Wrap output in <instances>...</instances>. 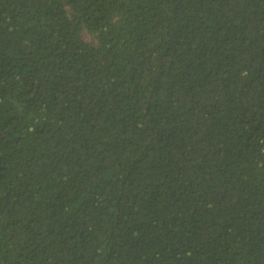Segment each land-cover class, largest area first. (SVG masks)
I'll return each mask as SVG.
<instances>
[{
	"label": "trees",
	"instance_id": "obj_1",
	"mask_svg": "<svg viewBox=\"0 0 264 264\" xmlns=\"http://www.w3.org/2000/svg\"><path fill=\"white\" fill-rule=\"evenodd\" d=\"M0 264H264V0H0Z\"/></svg>",
	"mask_w": 264,
	"mask_h": 264
},
{
	"label": "rangeland",
	"instance_id": "obj_2",
	"mask_svg": "<svg viewBox=\"0 0 264 264\" xmlns=\"http://www.w3.org/2000/svg\"><path fill=\"white\" fill-rule=\"evenodd\" d=\"M82 37L85 42L95 45V40L86 32V30H82Z\"/></svg>",
	"mask_w": 264,
	"mask_h": 264
}]
</instances>
